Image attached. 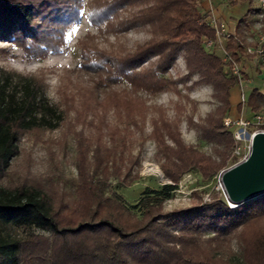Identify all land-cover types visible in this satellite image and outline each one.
<instances>
[{
	"label": "trees",
	"instance_id": "trees-1",
	"mask_svg": "<svg viewBox=\"0 0 264 264\" xmlns=\"http://www.w3.org/2000/svg\"><path fill=\"white\" fill-rule=\"evenodd\" d=\"M229 1L247 2L226 40V50L239 62L247 45L243 33L255 15H261L264 35V5ZM137 4L129 16L111 21L122 7ZM79 8V0H0V41L18 43L36 56L57 51L58 36L43 19L67 25L78 19ZM88 16L100 29L103 23L113 31L148 27V38L117 54L87 50L85 44L93 38L89 32L80 39L87 71L106 73L107 79L119 76L133 93L172 87L177 81L166 73L183 52V80L196 73L198 81L213 89L215 106L200 120H188L201 139L213 143L212 153L186 143L179 122L161 116L153 119L151 138L168 182L145 187L133 205L110 185L113 179L127 186L139 178V155H125L113 132L110 145L102 135L75 133L77 180L69 193L36 182L7 184L20 134L54 129L64 112L34 76L0 68V264H264V193L231 206L215 191L204 201L163 208L183 173L194 169L211 178L238 157L233 153L237 141L224 118L239 78L225 69L222 55L204 46L203 38H214L215 31L197 0H99ZM152 58L151 65L142 67ZM244 104L255 113L264 112V92L252 87L247 100L236 106ZM259 127L264 128V122Z\"/></svg>",
	"mask_w": 264,
	"mask_h": 264
},
{
	"label": "rangeland",
	"instance_id": "rangeland-1",
	"mask_svg": "<svg viewBox=\"0 0 264 264\" xmlns=\"http://www.w3.org/2000/svg\"><path fill=\"white\" fill-rule=\"evenodd\" d=\"M70 1L74 3L78 0ZM91 1L79 0V17L70 24L59 26L50 17L43 19L44 23L52 27L54 36H58L60 43L57 51L49 50L43 56H36L18 43L0 41V68L34 76L43 86L50 101L57 103L64 112V120L56 128L32 129L20 134L19 152L12 160L5 182L16 185L36 182L69 193L77 180L75 133L85 137L102 135V141L110 145L112 142L109 132H113L117 145L121 146L120 149L125 155H139V178L127 186H122L113 179L110 185V189L121 192L127 203L133 205L145 187L158 188L168 182L160 169L156 145L151 138L153 119L165 116L177 120L180 135L186 143L212 153L213 143L201 139L197 131L190 127L188 120H200L215 106L216 101L212 95V86L198 81V74L183 80L187 72L183 52L177 55L166 73L177 82L156 93L142 88L133 93L130 84L119 76L111 75L107 79L106 73L100 75L87 71L80 43L86 33L93 36L85 44L87 50H95L101 55L104 52L117 54L119 51H131L136 44L150 36L148 27L144 25L126 31H113L103 23L100 29L88 16L90 6L96 5L99 0ZM254 5H264V0H254ZM197 6L206 13L207 19L215 17L217 22L227 23V31L233 34L237 19L247 9V2L197 0ZM137 8L138 4L124 6L110 19L115 23ZM260 24L261 15H255L251 26L243 33L247 45L244 46L245 53L241 54L238 62L243 82L242 86L236 84L231 88V92L238 88L239 94L226 114L231 120L229 126L232 130L238 128L252 132L261 129V121L257 120L256 113L248 105L244 104L239 108L236 106L240 101V88L243 89L246 100L252 87L257 86L264 91V69L260 70L261 54L257 52L264 48V35L259 29ZM215 52L222 55L219 49ZM154 60L155 58L150 59L142 67L151 65ZM241 119L247 123L243 125L235 122ZM246 137L250 140L247 133L243 134V139L238 140L237 147L233 149L237 159L230 160L223 168L241 160L248 153L249 141ZM220 170L211 178L203 177L194 169L183 173L178 187L164 201L163 208L169 210L199 200L204 201L215 191L225 199L218 177ZM133 210L139 213L137 208ZM236 242L234 238L233 245Z\"/></svg>",
	"mask_w": 264,
	"mask_h": 264
},
{
	"label": "water",
	"instance_id": "water-1",
	"mask_svg": "<svg viewBox=\"0 0 264 264\" xmlns=\"http://www.w3.org/2000/svg\"><path fill=\"white\" fill-rule=\"evenodd\" d=\"M229 205H238L264 193V130L251 135L248 153L218 174Z\"/></svg>",
	"mask_w": 264,
	"mask_h": 264
},
{
	"label": "built area",
	"instance_id": "built-area-1",
	"mask_svg": "<svg viewBox=\"0 0 264 264\" xmlns=\"http://www.w3.org/2000/svg\"><path fill=\"white\" fill-rule=\"evenodd\" d=\"M208 22L210 23V25L214 28V31H215V37L214 38H211V37H204L203 38V43H204V46L208 49H212V50H221L222 52V59L227 63V68H229V70L232 72V73H235L238 75V78H239V82H238V85L242 86V79H243V75L241 74V71H240V67H239V63L237 61H235L231 56L230 54L228 53V51L226 50V40H227V37L232 34L231 32L227 31V28H228V24L223 22V21H220V22H217L215 20V17H212V19H207ZM258 54H261V60L259 62V65H260V70L261 69H264V48H260L257 50ZM257 64H258V61H257ZM240 101L241 102H244L245 101V95H244V92H243V89L240 88ZM255 116L257 117V120L258 121H261V123L264 122V113L263 112H257L255 114ZM230 122L231 120L228 118V117H225L224 118V124L225 125H230ZM236 123H240V124H243L245 125L247 123V121H244L243 119L241 120H235ZM264 130V128H261ZM255 131V130H254ZM247 132L245 130L241 131V129H233L232 132H233V136L235 138L236 141L238 140H242L243 139V134L247 133V134H251L254 132ZM247 138V137H246ZM248 140V138H247ZM249 141V144H250V140ZM237 147V145H236ZM235 147V148H236Z\"/></svg>",
	"mask_w": 264,
	"mask_h": 264
},
{
	"label": "crops",
	"instance_id": "crops-1",
	"mask_svg": "<svg viewBox=\"0 0 264 264\" xmlns=\"http://www.w3.org/2000/svg\"><path fill=\"white\" fill-rule=\"evenodd\" d=\"M259 88V87H258ZM260 89V88H259ZM261 90V89H260ZM262 92H264L263 90H261ZM232 93V94H231ZM239 94L238 92V88L234 91V92H231L230 91V101H231V106H233V100H236L237 99V95Z\"/></svg>",
	"mask_w": 264,
	"mask_h": 264
},
{
	"label": "bare ground",
	"instance_id": "bare-ground-1",
	"mask_svg": "<svg viewBox=\"0 0 264 264\" xmlns=\"http://www.w3.org/2000/svg\"><path fill=\"white\" fill-rule=\"evenodd\" d=\"M246 134V133H245ZM249 135V137H250V140H251V134H248ZM221 182V181H220ZM221 186H222V184H221Z\"/></svg>",
	"mask_w": 264,
	"mask_h": 264
}]
</instances>
